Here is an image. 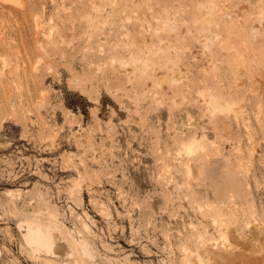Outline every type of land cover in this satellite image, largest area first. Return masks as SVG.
<instances>
[{
    "label": "rangeland",
    "instance_id": "1",
    "mask_svg": "<svg viewBox=\"0 0 264 264\" xmlns=\"http://www.w3.org/2000/svg\"><path fill=\"white\" fill-rule=\"evenodd\" d=\"M227 228L264 252V0H0V264H200Z\"/></svg>",
    "mask_w": 264,
    "mask_h": 264
},
{
    "label": "bare ground",
    "instance_id": "2",
    "mask_svg": "<svg viewBox=\"0 0 264 264\" xmlns=\"http://www.w3.org/2000/svg\"><path fill=\"white\" fill-rule=\"evenodd\" d=\"M9 1V0H8ZM204 22L206 20L204 19ZM205 45V43H203ZM211 107V106H210ZM214 108V106L212 107ZM215 109V108H214ZM200 140L199 137L194 138V142ZM193 142V143H194ZM193 143H186L185 147L189 151L193 149ZM191 168V166L189 165ZM51 215L55 218L58 217V212L55 209H49ZM215 222H218L215 219ZM25 237L27 242L32 246L35 256L41 251V249L46 248L52 254L59 255L63 244L59 241V238L53 234V232L40 223L27 222L25 227ZM226 236L223 241L222 238L220 242L216 241L217 245L209 246L208 239L200 238L201 244L197 250V260H200V264H238L237 259L240 258L242 264H256L258 261L264 262V252L262 253V247L260 244H256L257 235L261 236L258 230H255L253 235H255L250 241H241L231 229H223ZM202 236V235H201ZM223 236V235H222ZM264 239V236H263ZM83 246L85 252L89 253L90 249L85 240H79ZM252 242V243H251ZM256 244L253 248H250ZM69 245V244H68ZM67 254L69 257L73 256L72 247L69 245L67 249ZM65 252V253H66ZM185 253L187 259L191 262L190 264H196L193 261V256L195 253L191 249L185 248Z\"/></svg>",
    "mask_w": 264,
    "mask_h": 264
}]
</instances>
